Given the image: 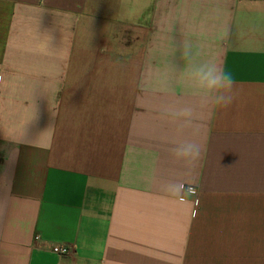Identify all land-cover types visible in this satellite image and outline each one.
<instances>
[{
    "label": "crops",
    "instance_id": "crops-1",
    "mask_svg": "<svg viewBox=\"0 0 264 264\" xmlns=\"http://www.w3.org/2000/svg\"><path fill=\"white\" fill-rule=\"evenodd\" d=\"M185 41L229 108L192 95ZM0 264H264V0H0Z\"/></svg>",
    "mask_w": 264,
    "mask_h": 264
},
{
    "label": "clouds",
    "instance_id": "clouds-1",
    "mask_svg": "<svg viewBox=\"0 0 264 264\" xmlns=\"http://www.w3.org/2000/svg\"><path fill=\"white\" fill-rule=\"evenodd\" d=\"M180 54L181 58L186 62L185 72L188 86L192 95L199 99L200 105L212 104L216 108H229L235 99L233 74L221 68L214 61L197 60L193 45L187 41L182 44ZM166 111L173 116L181 118L178 131H182L185 127L191 125L194 113L191 105H184L178 109L169 108ZM170 151L173 162L185 168L194 167L201 155L200 145L192 140H185ZM165 188L169 196L177 200L187 201L197 195L195 190L183 181H169L166 183Z\"/></svg>",
    "mask_w": 264,
    "mask_h": 264
},
{
    "label": "built area",
    "instance_id": "built-area-1",
    "mask_svg": "<svg viewBox=\"0 0 264 264\" xmlns=\"http://www.w3.org/2000/svg\"><path fill=\"white\" fill-rule=\"evenodd\" d=\"M52 251L61 257H67L72 254V249L66 245H54L51 247Z\"/></svg>",
    "mask_w": 264,
    "mask_h": 264
}]
</instances>
